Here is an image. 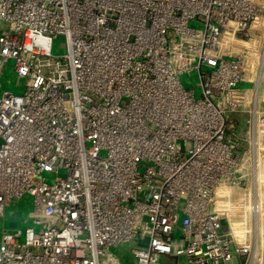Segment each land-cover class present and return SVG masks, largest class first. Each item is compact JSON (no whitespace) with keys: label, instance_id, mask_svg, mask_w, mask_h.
Masks as SVG:
<instances>
[{"label":"built area","instance_id":"obj_1","mask_svg":"<svg viewBox=\"0 0 264 264\" xmlns=\"http://www.w3.org/2000/svg\"><path fill=\"white\" fill-rule=\"evenodd\" d=\"M1 22L25 81L0 91V264H264V0H0Z\"/></svg>","mask_w":264,"mask_h":264},{"label":"rangeland","instance_id":"obj_2","mask_svg":"<svg viewBox=\"0 0 264 264\" xmlns=\"http://www.w3.org/2000/svg\"><path fill=\"white\" fill-rule=\"evenodd\" d=\"M192 25L194 27H197V28L202 27L201 24L198 22H192ZM5 27H6L5 23L1 22L0 23V30L5 28ZM52 52H53V54H57V55L65 52L62 36H59V37H57V39L54 40ZM24 81L25 80L23 78L18 79L12 73V66H11V64H9V66H7L5 68L4 72L2 74H0V91L8 90V91H11L13 93H21L23 90ZM181 81L185 87L194 88L195 89V95H196V97H198L199 93H198V90L196 89L198 79H197V76L195 73H191V75H189V76L188 75L181 76ZM52 178H53V176L49 175L47 181L51 182ZM242 202L243 203L240 205H231V208H232V206H234L232 208L233 210H236V212H240V215H236V216H233L230 213V216H231L230 219L234 223V226H238V225H235L237 222L244 221V214H246L245 221L249 222V220H248L249 216L247 213L250 211V209H251L250 204L252 205V203L250 202V204H249L247 200L242 201ZM30 209H31V200L28 196H24L22 199H20L17 202L12 201L11 206L7 209V211L5 213L6 215L4 218V225L5 226H9L10 224H16L18 226L22 225L23 224L22 218L24 219L27 216V213L30 211ZM252 210H253V208H252ZM227 211H228V209H227ZM258 224L259 223L257 222V216L252 215V220H251L252 231H251V233L254 236L257 235L256 232H257V228L259 227ZM1 225H2V220H0V227H1ZM135 245H136V243L134 241L122 243L114 249V254L117 255L121 259L129 261L130 249ZM179 260L181 262H183V258H180Z\"/></svg>","mask_w":264,"mask_h":264},{"label":"bare ground","instance_id":"obj_3","mask_svg":"<svg viewBox=\"0 0 264 264\" xmlns=\"http://www.w3.org/2000/svg\"><path fill=\"white\" fill-rule=\"evenodd\" d=\"M240 196H242V197H243V198L241 199L242 201H245V200L249 201V199H248V198L246 199V197L244 198V196H243V195H240ZM222 205H224L225 207H226V206H229V208H230V211H232V212H236V210H233V209H232L234 206H232V208H231V205H230V204H228L227 202H224V203H222ZM253 205H254V204H253ZM253 205H252V206H253ZM224 206H223V207H224ZM229 208H228V209H229ZM252 208H253V211H254V210H255V205H254ZM232 212H231V213H232ZM232 215H233V216H236V215H235V213H234V214H232Z\"/></svg>","mask_w":264,"mask_h":264}]
</instances>
